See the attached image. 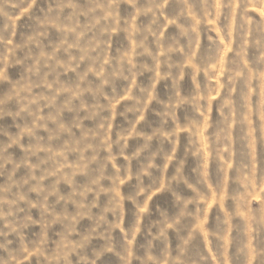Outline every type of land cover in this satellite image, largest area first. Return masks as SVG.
Returning a JSON list of instances; mask_svg holds the SVG:
<instances>
[{
	"label": "rangeland",
	"instance_id": "rangeland-1",
	"mask_svg": "<svg viewBox=\"0 0 264 264\" xmlns=\"http://www.w3.org/2000/svg\"><path fill=\"white\" fill-rule=\"evenodd\" d=\"M0 264H264V0H0Z\"/></svg>",
	"mask_w": 264,
	"mask_h": 264
}]
</instances>
